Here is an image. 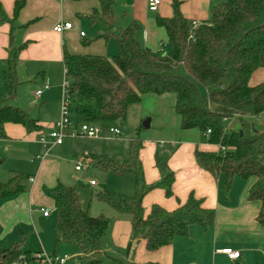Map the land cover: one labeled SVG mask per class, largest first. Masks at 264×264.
I'll use <instances>...</instances> for the list:
<instances>
[{"label":"trees","instance_id":"trees-1","mask_svg":"<svg viewBox=\"0 0 264 264\" xmlns=\"http://www.w3.org/2000/svg\"><path fill=\"white\" fill-rule=\"evenodd\" d=\"M98 10L91 20L103 25L94 40H113L115 56L62 54L64 78L75 104L76 125L91 124L108 128L123 126L127 110L146 95L170 94L180 129L196 130L207 136L211 146L224 152L194 150L195 163L211 177L225 176L228 187L233 178L251 181L247 199L259 204L256 223L264 231V81L250 86L252 75L264 69V0H225L209 10L208 17L194 23L180 11L181 1L170 0L171 16H155L157 27L165 31L167 47L151 53L141 46L136 34L139 26L132 23L112 31L115 0H97ZM25 0H16V16ZM90 40L81 43L88 46ZM24 45L10 47L3 64L4 97L0 107V140L5 139L4 126H21L27 133L41 132L37 120L28 112L8 103L16 97L20 85L16 61ZM233 121L237 131L227 126ZM138 129L128 141V158L118 160L105 155L90 157L97 170L116 177L131 175L134 192L121 196L111 192L95 193L94 198L117 216H125L131 225V244L142 240L148 252L171 244L187 235L190 226L208 229L214 224V211L202 207V201L190 194L175 210L168 212L153 205L147 215L142 208L143 197L151 190H163L166 198L173 196L172 171L166 162L156 164L160 179L151 185L144 181L140 161L142 140ZM28 176L10 173L0 183V201L12 199L27 191ZM54 199L53 230L55 246L67 244L77 254L76 264H102L109 219L104 215L91 217L82 208L76 189L58 183L51 191ZM19 240L3 249L0 264H14L24 254L33 261V254L22 250ZM116 264L128 263L125 251L112 248ZM35 254V253H34Z\"/></svg>","mask_w":264,"mask_h":264},{"label":"crops","instance_id":"crops-1","mask_svg":"<svg viewBox=\"0 0 264 264\" xmlns=\"http://www.w3.org/2000/svg\"><path fill=\"white\" fill-rule=\"evenodd\" d=\"M15 1L0 0V74L3 77V64L10 47L24 45L17 57L16 76L21 83L28 82L29 86L33 84L27 87L30 88L31 96L33 95L34 98L37 90L44 84L48 85V89L42 92L40 98H35L36 101H40L39 113L37 116H31L37 120L41 132L47 134L59 119L60 88L64 81L63 50L72 55L108 58V44L113 43L115 46L116 44L113 40L106 43L94 40L103 31V25L91 20L93 13L98 10L97 0H25L19 13L14 16ZM180 1L182 15L193 23H199L208 17L215 0ZM120 2L122 16H120L121 12L116 14L117 3H115L113 8L115 24L112 31L116 33L119 29L134 23L139 26L136 39L141 46L151 53H157L162 49L167 52L165 31L156 26L154 18L157 15L163 18L171 16L170 0H160L159 7L154 13L147 11L146 0H120ZM117 17H122L121 26H116ZM62 23H71L72 30L60 34L54 32L53 28ZM86 27L92 37L91 43L83 47L81 43L87 37L84 32ZM80 33H83L82 37ZM171 52L170 49L169 53ZM263 81L264 69H261L252 75L249 83L250 86H255ZM132 106H136V119L139 123L147 118L149 120L148 128L143 129L142 125H139L133 130L134 135L140 128L143 130L150 128L155 132L153 138L149 137L142 142L140 151L145 184L151 185L160 179L156 164L166 162L174 176L171 186L173 196L166 198L163 190L159 188L149 191L142 200L144 214L147 215L153 205L171 212L192 194L202 201L203 208L214 211V224L206 230L199 226H190L186 236L177 237L171 244L154 252L146 251L144 241H136L130 263L264 264V231L256 223L259 204L247 199V190L251 181L235 177L226 187L224 175L211 177L197 166L193 157L194 150L215 152L216 146L209 145L207 136L196 130L180 129L179 118L174 112L172 95L164 94L159 97L146 95L139 103L129 108ZM76 126V122L74 124L71 122L70 129ZM236 126L231 121L228 127L233 129ZM101 129L97 139L68 136L61 145H52L47 137V144L43 146L38 143V133H27L19 125L4 126L5 139L0 140V155L6 157L3 159H8L9 165L2 167L4 160L0 161V183L7 182L10 173L13 172L25 174L32 178L33 182L29 183L27 180L25 193L0 201L1 247L4 242L8 244L17 242V238L21 236V232H18L21 223L26 225L29 221L32 222L33 204L40 206L37 212L42 220L47 221L50 214L43 217L41 209L54 214L55 204L51 191L58 183L76 189V183L84 172H77L74 169L78 159H88V164L94 165L90 157L96 155H105L121 161L128 158V143L125 144L124 141L110 136L104 127ZM149 140L151 142H148ZM160 142L165 144L162 149L158 147ZM128 176L131 175L124 178ZM127 189V196H131L134 192V179L127 181ZM86 212L90 215L89 210ZM107 215L109 228L106 238L109 239L112 248L125 251L127 258L129 248L131 249L129 219L125 216L119 217L111 210ZM53 239L55 240V237ZM38 240L39 244L34 247H22V250L30 254L39 252L56 254L53 250L55 245L51 244V240L48 242H42L40 238ZM107 244L105 242V251H109ZM59 246H62L59 247L60 251L72 248L67 244ZM223 249L238 251L239 257L236 260H229L220 253ZM112 252L114 253L113 249Z\"/></svg>","mask_w":264,"mask_h":264},{"label":"rangeland","instance_id":"rangeland-1","mask_svg":"<svg viewBox=\"0 0 264 264\" xmlns=\"http://www.w3.org/2000/svg\"><path fill=\"white\" fill-rule=\"evenodd\" d=\"M225 2V0H215L214 5L216 6L218 4H221ZM116 14H120L122 16V11L120 9V0H116ZM119 10V11H118ZM122 17H117L116 20V26H121L120 23L122 22ZM85 34L87 35L86 39L91 40V32L87 30V27L84 29ZM108 53L107 56H115L117 54V47L112 43L108 44ZM113 49H112V48ZM168 50L167 52H170V48L167 47ZM112 51V53H110ZM19 83H21L19 81ZM20 88L18 89L17 96L10 101L8 104L12 107L19 108L21 110H24L30 114V116H34L39 113V110L41 109L40 107V101H36L33 95L31 96V91H30V86L33 84H30L28 82H22L20 84ZM62 85V83H61ZM29 86V87H27ZM4 97V83H3V77L2 74H0V107L2 106V101ZM60 99H61V88H60ZM134 107V108H133ZM136 106H132L129 108V112L127 114V119H125V122L122 127H120L119 124H115V128L119 129L122 133L121 137L118 138L121 141H124L125 144L128 143L129 138L134 137V131L135 128L139 125H142L143 122L139 123V121L136 119V111H135ZM51 109V107H50ZM74 109H75V104L73 101H70L69 104V118H70V123L74 124L75 122V116H74ZM148 119V118H147ZM144 121V120H143ZM231 125V121L228 120L227 126ZM74 127V126H73ZM72 129L74 130V128ZM107 130V128H105ZM233 131H237L238 127L236 126L235 128L232 129ZM71 131V130H70ZM153 132L150 128L148 130H143L140 134V138L142 142L144 140H148L149 137L153 138ZM147 134V135H145ZM148 142H151L149 140ZM172 150L169 151V154H171ZM160 154V153H159ZM167 156V157H168ZM6 158L5 156L0 155V161L4 160L2 163V167H7L9 162L7 161L8 159H3ZM86 165V163H84ZM124 179V180H122ZM132 180V176L127 177H116L112 174H104L100 172L99 170L96 169L95 165L93 164H87V170L86 173L85 171L81 173L80 178L78 179V182L76 183V192L79 194V200L81 203L82 208L86 211L89 210V216L91 217H96L98 215H104L108 216V212L110 211L108 207L104 206V204H101L94 198L95 193H104V192H111L115 193L118 195H125L127 196V181ZM93 181L95 185L93 187L89 186V182ZM89 184V185H88ZM39 205L33 204L32 208V222L29 221L26 225H21L18 227V232H21V236L17 238V241L21 240L23 247L25 246H35L39 244L38 238L42 242H48L51 240V244L53 246L55 245L54 243V230H53V221H54V214L50 213V218L46 220L40 219L41 215L37 212L39 209ZM103 209V211L100 212V210ZM50 210V209H49ZM92 214V215H91ZM109 218V217H107ZM53 239V241H52ZM106 242L108 243L106 246L108 247L107 249L109 251H105V255L102 256V264H116L112 259L115 258L114 253L112 252V247L110 245V241L108 238H106ZM11 244V243H10ZM10 244L7 242H4L2 244V248L5 249L7 248ZM62 246H58L55 248L53 247V250L56 254L58 255H67L76 258L77 254L75 253L74 249L71 248L70 250L68 248H65L64 251H60ZM75 253V254H74Z\"/></svg>","mask_w":264,"mask_h":264},{"label":"built area","instance_id":"built-area-1","mask_svg":"<svg viewBox=\"0 0 264 264\" xmlns=\"http://www.w3.org/2000/svg\"><path fill=\"white\" fill-rule=\"evenodd\" d=\"M160 4V0H146V9L147 11L154 13L157 11ZM193 26L195 24L193 23ZM72 30L71 23H62L58 24L53 28V31L60 34L64 31ZM80 37L83 36V33L79 34ZM48 89V85L44 84L41 89L37 90L34 93L35 98L39 99L42 92ZM69 91V83L64 78V81L61 85V101H60V111H59V119L51 128V130L45 134L44 132L38 133V143L41 145H46V138L50 139L52 145H61L63 140L66 137L71 138H84V139H97L101 133V127L97 125L91 124H80L77 125L74 130L70 129L71 123L69 118V104H70V95ZM71 130V131H70ZM107 132L110 136L119 138L122 133L119 129L114 126L108 127ZM209 134V131L206 135ZM165 144L160 142L158 147L160 149L164 148ZM224 148L221 146H216V152H224ZM86 163V165H84ZM89 163L88 159H78L76 161L75 171H85L87 170V164ZM29 183L33 182L32 178L28 179ZM90 186H94L95 183L93 181L89 182ZM43 217H47L50 213L48 210L41 209ZM221 254L225 255L229 260H236L239 257L238 251H232L231 249H223L220 251ZM34 258L33 261L28 259L27 255L22 254L18 260L14 264H76L75 258L67 255H56V254H46L44 252L35 253L32 255Z\"/></svg>","mask_w":264,"mask_h":264},{"label":"water","instance_id":"water-1","mask_svg":"<svg viewBox=\"0 0 264 264\" xmlns=\"http://www.w3.org/2000/svg\"><path fill=\"white\" fill-rule=\"evenodd\" d=\"M148 124H149V120L146 119L143 123H142V128L143 129H147L148 128ZM135 243H132L131 244V249L129 248V251L127 253V260H128V263L131 262V259H132V255H133V247H134Z\"/></svg>","mask_w":264,"mask_h":264}]
</instances>
